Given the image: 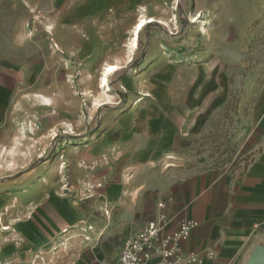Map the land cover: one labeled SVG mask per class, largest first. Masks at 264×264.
<instances>
[{"label":"rangeland","instance_id":"obj_1","mask_svg":"<svg viewBox=\"0 0 264 264\" xmlns=\"http://www.w3.org/2000/svg\"><path fill=\"white\" fill-rule=\"evenodd\" d=\"M38 2L1 44L0 264H111L164 167L244 160L234 108L264 78V0ZM157 113L187 131L165 153Z\"/></svg>","mask_w":264,"mask_h":264},{"label":"crops","instance_id":"obj_2","mask_svg":"<svg viewBox=\"0 0 264 264\" xmlns=\"http://www.w3.org/2000/svg\"><path fill=\"white\" fill-rule=\"evenodd\" d=\"M38 1L0 0V51L3 38L28 36L23 25L28 11L37 8ZM128 2L131 0H92L91 4L118 6ZM9 91L10 87L0 81V111L10 99ZM247 92L250 93L247 114L243 118L240 102L234 108L233 123L234 138L249 139L242 154L244 160L227 170L181 168L171 178L168 176L177 168L167 165L161 173L165 180L158 189L136 198L133 211L138 219L129 223L124 239L145 222L158 220L160 216L165 218L167 232L176 230L182 219H195L198 224L187 239L180 241L179 253H196L199 264L264 263V78L258 86L251 84ZM156 115L152 122L159 126L161 151L165 153L170 151L168 147L174 139L175 146L179 139H185L187 131L180 132L177 124L169 126L164 115ZM189 125L185 129L192 127ZM124 239L107 251V256H112L111 264L116 261Z\"/></svg>","mask_w":264,"mask_h":264},{"label":"built area","instance_id":"obj_3","mask_svg":"<svg viewBox=\"0 0 264 264\" xmlns=\"http://www.w3.org/2000/svg\"><path fill=\"white\" fill-rule=\"evenodd\" d=\"M164 219V216H160L158 220L147 221L132 231L124 239L113 264H199L196 253L183 255L178 252L180 241L189 237L198 222L195 219H182L176 230L167 232Z\"/></svg>","mask_w":264,"mask_h":264},{"label":"bare ground","instance_id":"obj_4","mask_svg":"<svg viewBox=\"0 0 264 264\" xmlns=\"http://www.w3.org/2000/svg\"><path fill=\"white\" fill-rule=\"evenodd\" d=\"M147 18V17H146ZM150 21H153V19L152 18H148V20L147 19H145V18H141V19H139L134 25V27H133V29H132V37L133 38H137V35H138V33L140 32V30L143 28V26L144 25H146V22H150ZM118 69V65L117 64H106L105 66H104V68H103V76H102V81L103 80H106L107 78H106V76L109 74V73H111L112 71H115V70H117ZM101 83V82H100ZM100 87H102V86H100ZM170 157V156H169ZM172 157V156H171Z\"/></svg>","mask_w":264,"mask_h":264},{"label":"water","instance_id":"obj_5","mask_svg":"<svg viewBox=\"0 0 264 264\" xmlns=\"http://www.w3.org/2000/svg\"><path fill=\"white\" fill-rule=\"evenodd\" d=\"M264 264V263H263Z\"/></svg>","mask_w":264,"mask_h":264}]
</instances>
